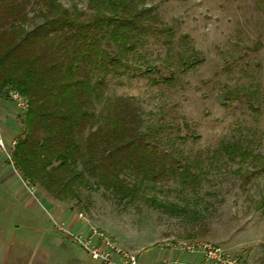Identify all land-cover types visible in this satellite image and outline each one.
Listing matches in <instances>:
<instances>
[{
	"label": "rangeland",
	"instance_id": "1",
	"mask_svg": "<svg viewBox=\"0 0 264 264\" xmlns=\"http://www.w3.org/2000/svg\"><path fill=\"white\" fill-rule=\"evenodd\" d=\"M129 2L171 31L141 34L125 57L112 45L130 70L107 76L103 95L134 103L164 172L151 181L126 172L135 199L85 177L60 200L15 169L17 147L12 163L0 154V264H100L57 226L82 229L79 213L144 264H215L181 252L182 243L264 264V0ZM59 3L81 20L108 12L106 0ZM30 9L29 23H40L36 5ZM193 55L201 62L183 68ZM24 113L10 93L0 97L6 140L18 142Z\"/></svg>",
	"mask_w": 264,
	"mask_h": 264
},
{
	"label": "trees",
	"instance_id": "2",
	"mask_svg": "<svg viewBox=\"0 0 264 264\" xmlns=\"http://www.w3.org/2000/svg\"><path fill=\"white\" fill-rule=\"evenodd\" d=\"M30 1L0 0V97L16 92L28 103L15 169L55 199L72 197L85 177L122 200L135 199L138 190L122 176L151 181L164 166L134 103L104 98L106 77L130 70L111 46L125 57L142 36L171 29L158 30L150 10L138 11L129 0H106L108 12L89 20L72 17L59 0ZM32 5L40 23H29ZM199 62L193 55L182 65Z\"/></svg>",
	"mask_w": 264,
	"mask_h": 264
},
{
	"label": "built area",
	"instance_id": "3",
	"mask_svg": "<svg viewBox=\"0 0 264 264\" xmlns=\"http://www.w3.org/2000/svg\"><path fill=\"white\" fill-rule=\"evenodd\" d=\"M10 97L22 110L28 108V103L18 93L11 92ZM17 145L15 140H6L0 128V154H4L10 163ZM77 221L82 229L76 231L66 228L64 224L57 226L93 261L100 264H144L137 255L123 250L115 240L88 223L82 213L77 215ZM178 248L187 254L199 253L206 261L215 264H242L239 259L228 256L218 246L182 243Z\"/></svg>",
	"mask_w": 264,
	"mask_h": 264
}]
</instances>
